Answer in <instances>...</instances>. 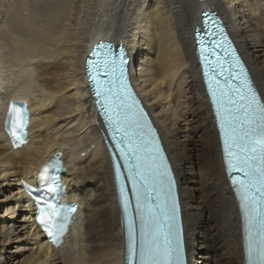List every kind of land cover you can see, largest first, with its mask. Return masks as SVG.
I'll use <instances>...</instances> for the list:
<instances>
[{
  "label": "bare ground",
  "instance_id": "bare-ground-1",
  "mask_svg": "<svg viewBox=\"0 0 264 264\" xmlns=\"http://www.w3.org/2000/svg\"><path fill=\"white\" fill-rule=\"evenodd\" d=\"M98 3L96 7L105 14L84 24L81 13L92 6L90 0H30V14L39 17L41 27L47 25L53 31L55 44L30 58L0 51V132L5 133L9 99L30 86L34 139L15 150L6 134L0 136V178L13 186L12 199L22 207L19 214L25 220L21 222L29 225L27 239H32L34 248L20 258L23 247L17 242L23 239L12 233L5 236V226L0 223V264H65L66 257L59 259L69 247L84 264L124 263V233L110 157L102 142L101 121L85 69L89 47L105 37L126 45L131 78L172 161L179 181L190 264H243L238 203L224 168L194 29L201 24L199 15L205 9L216 10L264 95V0ZM6 20L7 16L0 14V24ZM30 33V28L20 30L21 36ZM28 46L21 41L18 50L25 51ZM57 116L60 119L54 120ZM53 143L57 146L49 151ZM64 144L68 148L61 147ZM58 149L66 152L70 166L65 177L70 185L66 198L82 199L84 218L55 248L35 229L31 198L20 181L33 180L42 162ZM8 204L5 210L12 221L15 213Z\"/></svg>",
  "mask_w": 264,
  "mask_h": 264
},
{
  "label": "snow or ice",
  "instance_id": "snow-or-ice-1",
  "mask_svg": "<svg viewBox=\"0 0 264 264\" xmlns=\"http://www.w3.org/2000/svg\"><path fill=\"white\" fill-rule=\"evenodd\" d=\"M198 54L221 141L224 168L241 213L245 264H264V95L229 39L222 22L204 12ZM216 37L210 44L205 37ZM86 61L94 102L114 143V177L125 231V264H187L177 182L172 165L130 82L122 45L101 41ZM54 120L60 117H53ZM26 101L13 100L6 130L16 148L28 141ZM117 154L118 157L117 158ZM56 152L43 167L63 170ZM31 191L30 185H25ZM58 184L49 185L51 191ZM37 198L36 221L57 247L78 205Z\"/></svg>",
  "mask_w": 264,
  "mask_h": 264
},
{
  "label": "clouds",
  "instance_id": "clouds-1",
  "mask_svg": "<svg viewBox=\"0 0 264 264\" xmlns=\"http://www.w3.org/2000/svg\"><path fill=\"white\" fill-rule=\"evenodd\" d=\"M29 5L30 0H0V14L7 16V20L3 24H0V51L9 56H25L30 58L32 55L44 51L55 44L53 31L48 30L47 25L40 26L39 17L30 14ZM23 28H30V35L21 36L20 30ZM21 41H25L29 45L25 51L18 50ZM32 94L31 87H25L16 93L14 99L27 101ZM4 134L0 132V136ZM56 146L53 143L49 151ZM61 147L68 148V145L64 144ZM40 172L38 173V177L40 176ZM65 264H84V261L79 257L73 256L71 253H67Z\"/></svg>",
  "mask_w": 264,
  "mask_h": 264
},
{
  "label": "rangeland",
  "instance_id": "rangeland-1",
  "mask_svg": "<svg viewBox=\"0 0 264 264\" xmlns=\"http://www.w3.org/2000/svg\"><path fill=\"white\" fill-rule=\"evenodd\" d=\"M99 1H101V0H90V2L92 3V6H90L88 9H86L84 12L81 13V15H83L82 16L83 20L86 21V23H85L82 20L84 24H90V23L94 22V20H97V18H99L101 15L105 14L104 9L98 10L100 8L96 7V5L98 6ZM248 2H250V1H248ZM246 9H248V7H246ZM96 11H98V12H96ZM88 21H90V22L88 23ZM170 93H173V92H171V90H170ZM70 124L68 125V127L70 126ZM84 153L85 152H82V155ZM11 187L13 188V186H11V185H6L0 178V216H2V220H0V223L2 226H5V231H6L5 236L9 233H12L13 237L16 235L17 236L19 235L20 236L19 238L23 239L20 242H17L20 244V248H21V246L23 247L21 249L22 256H20V258H23L25 256H28L27 254L31 253L32 249H34V248L31 247L32 239H31V241H29L30 239L29 240L27 239L28 238V233H27L28 231H27L26 226L29 227V225L27 224V222H25V223L21 222V221L25 220L24 217H21V215L19 214V211L22 209V207H20L19 205H16L17 203L13 201L12 195H11ZM75 192H76V190H75ZM5 199H7V200H5ZM6 204H8V206L11 204V206H10V208L12 209L11 211H14V213H15V217H14L15 219L12 221H10V215L8 213H6V210H5V208L7 206ZM24 210H26V209H24ZM3 220H6V223L2 222ZM17 230H18V232H17ZM72 244H71V246H72ZM67 253H71V247L67 248V250L64 254H61V257L59 260L61 261L62 257H66ZM57 257H59V256H57ZM58 264H62V262H60Z\"/></svg>",
  "mask_w": 264,
  "mask_h": 264
}]
</instances>
